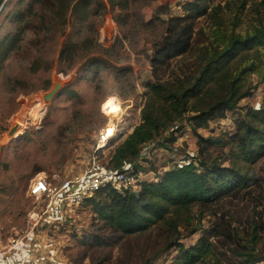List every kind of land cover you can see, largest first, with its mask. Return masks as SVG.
Listing matches in <instances>:
<instances>
[{
    "label": "trees",
    "instance_id": "obj_1",
    "mask_svg": "<svg viewBox=\"0 0 264 264\" xmlns=\"http://www.w3.org/2000/svg\"><path fill=\"white\" fill-rule=\"evenodd\" d=\"M137 1L150 5L157 0H53L54 16L65 27L72 14L82 28L110 10L117 11L115 21L126 26L135 16L128 13ZM93 2L102 10H94ZM185 5L184 16H171L169 7L162 6L151 20L140 21L153 32L163 29L150 61L153 80L146 84L141 122L116 146L106 165L121 170L130 164L138 174L146 145L157 142V148L172 151L187 127L197 137L198 149L158 180L139 181V190L108 187L88 202L116 245L125 238H146L135 264H151L173 251L177 252L169 264H258L264 261V177L252 166L264 159V103L240 112L232 135L216 138L202 132L237 111L239 103L252 98L257 85L264 83V0H190ZM204 16L206 24L198 25ZM15 43L0 48V63ZM101 47L93 38L69 39L60 54L62 73L67 75L79 59ZM109 51L108 56L116 54ZM87 63L97 69L106 64L98 58ZM39 71V62H34L30 73ZM11 83L9 93L19 94L20 82ZM50 89L49 80L42 90ZM227 149L230 159L215 155ZM207 217L217 219L204 230ZM100 232H95V244L106 246L108 240ZM199 232L194 245H184L183 240Z\"/></svg>",
    "mask_w": 264,
    "mask_h": 264
},
{
    "label": "rangeland",
    "instance_id": "obj_2",
    "mask_svg": "<svg viewBox=\"0 0 264 264\" xmlns=\"http://www.w3.org/2000/svg\"><path fill=\"white\" fill-rule=\"evenodd\" d=\"M189 1L157 0L150 5L132 2L128 14L135 16L128 25L120 26L115 21L118 12L109 10L104 16L92 17L82 28L74 23L72 14L66 26H62L54 16L53 0H9L3 9L0 48L5 49L10 41L16 43L0 63V241L20 240V264L139 262V251L146 238H125L116 245L112 232L102 227L88 200L68 209L57 222L45 228H33L29 214L40 212L44 204L29 196V188L40 174L58 184L82 176L94 158L107 163L116 146L141 122L146 84L153 80L150 61L163 29L153 32L140 21L151 20L162 6L169 7L171 16H184ZM92 6L94 10H102L96 2ZM169 17L162 16L164 20ZM198 22V25L206 24V17L198 18ZM86 38L96 40L101 50L79 59L75 69L64 75L60 54L65 44L69 39L78 42ZM111 49L116 54L108 56L106 51ZM91 58L106 64L99 65V69L89 66L87 62ZM34 62H39L40 71L32 75L30 68ZM123 69L130 71L124 75ZM253 79L257 84V78ZM49 80L51 89L45 92L42 88ZM12 81L20 82L19 94L9 93ZM114 103L118 107L116 113L110 110ZM263 103L264 83H260L254 96L241 101L237 111L229 112L225 120L212 124L202 133L216 138L225 133L232 135L236 132L234 121L239 113L259 109ZM2 126L8 130H2ZM17 126V132L10 135ZM108 127L115 129V136L109 145L96 152ZM174 146L172 151L165 150L157 148L156 142L143 148L137 163L143 170L138 173L141 182L158 180V176L175 164L183 165L197 151V137L187 127V134ZM224 152L216 150L215 155L224 154V160L230 159V151ZM252 167L258 176L264 177V159ZM216 219L207 217L204 230H209ZM96 230L108 240L106 246L95 244ZM200 235L199 232L182 242L192 246ZM154 240L152 237L150 241ZM176 252L151 264H169Z\"/></svg>",
    "mask_w": 264,
    "mask_h": 264
},
{
    "label": "built area",
    "instance_id": "obj_3",
    "mask_svg": "<svg viewBox=\"0 0 264 264\" xmlns=\"http://www.w3.org/2000/svg\"><path fill=\"white\" fill-rule=\"evenodd\" d=\"M8 2L9 0H0V15ZM107 129L102 133L100 143ZM113 137L104 141V147ZM104 147L99 144L96 152ZM139 181V174H136L132 165H126L121 170H112L96 158L82 176L66 179L58 184H54L45 174L37 175L31 182L29 196L37 202H43L44 207L38 213L29 214V224L33 228H45L60 220L68 209L81 206L100 190L111 187L118 192L136 191ZM19 244L20 240L10 239L0 248V255L5 251L14 253L19 262Z\"/></svg>",
    "mask_w": 264,
    "mask_h": 264
},
{
    "label": "crops",
    "instance_id": "obj_4",
    "mask_svg": "<svg viewBox=\"0 0 264 264\" xmlns=\"http://www.w3.org/2000/svg\"><path fill=\"white\" fill-rule=\"evenodd\" d=\"M18 127V126H17ZM196 152V151H195ZM1 240V239H0ZM6 244V242L1 243L0 241V248L2 246H4ZM14 253L11 252H7L5 251L3 254L0 255V264H20L18 262V259H16V257L18 258V256H14ZM16 255V253H15Z\"/></svg>",
    "mask_w": 264,
    "mask_h": 264
},
{
    "label": "bare ground",
    "instance_id": "obj_5",
    "mask_svg": "<svg viewBox=\"0 0 264 264\" xmlns=\"http://www.w3.org/2000/svg\"><path fill=\"white\" fill-rule=\"evenodd\" d=\"M110 110L113 112V113H116L118 111V107H117V104L114 103V105L111 106ZM114 136V129L112 127L108 128L107 131L105 132L104 134V139L103 141L100 143V147H104L105 144H104V141L113 137Z\"/></svg>",
    "mask_w": 264,
    "mask_h": 264
},
{
    "label": "water",
    "instance_id": "obj_6",
    "mask_svg": "<svg viewBox=\"0 0 264 264\" xmlns=\"http://www.w3.org/2000/svg\"><path fill=\"white\" fill-rule=\"evenodd\" d=\"M2 130H8V128H4L3 126L1 127ZM18 130V127H15L13 130L10 131V135H14Z\"/></svg>",
    "mask_w": 264,
    "mask_h": 264
}]
</instances>
